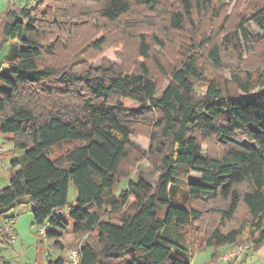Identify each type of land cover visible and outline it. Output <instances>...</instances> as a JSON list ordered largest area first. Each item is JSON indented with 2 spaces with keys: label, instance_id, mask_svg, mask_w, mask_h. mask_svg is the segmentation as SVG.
I'll list each match as a JSON object with an SVG mask.
<instances>
[{
  "label": "trees",
  "instance_id": "16d2710c",
  "mask_svg": "<svg viewBox=\"0 0 264 264\" xmlns=\"http://www.w3.org/2000/svg\"><path fill=\"white\" fill-rule=\"evenodd\" d=\"M79 1L96 2L100 16L111 24H119L131 9L130 0ZM44 3L8 5L0 14V132L12 134L15 147L25 150L11 162L9 184L0 189V219L31 199L32 225L45 227L47 239L62 251L47 264H68L62 241L68 229L81 239L87 236L77 264H192L187 229L206 213L195 204L221 201L223 206L207 210L221 219L204 248H214L213 259L226 245L250 243L253 251L259 250L264 245V69L256 76L233 72L232 83L213 80L198 95L196 84L204 73L191 51L157 96L146 63L131 74L112 65L84 72L60 68L48 62L37 24L36 10ZM140 3L155 9L159 0ZM211 7L213 0H177L168 23L182 31ZM63 18L62 28L77 33L81 24L73 14ZM250 22L261 30L256 42L264 44V2L243 17L223 44L249 46L254 41L246 28ZM105 41L93 46L100 48ZM210 42L206 39L203 46ZM139 45L148 59L151 45L144 36ZM209 56L215 68L223 66L221 44H212ZM124 100L138 108H128ZM150 111L160 114L152 132V141L161 140L154 149L159 180L155 187L142 179L129 180L118 196L115 188L129 156L133 127ZM200 137L215 138L226 145L225 152L219 157L204 154ZM64 142L81 145L52 157L53 148ZM71 186L76 189L75 204L69 203ZM108 206L116 222L102 217ZM241 207L247 210L246 218L224 230ZM65 208L72 221L65 218ZM4 226L0 243L11 246Z\"/></svg>",
  "mask_w": 264,
  "mask_h": 264
},
{
  "label": "rangeland",
  "instance_id": "374dc122",
  "mask_svg": "<svg viewBox=\"0 0 264 264\" xmlns=\"http://www.w3.org/2000/svg\"><path fill=\"white\" fill-rule=\"evenodd\" d=\"M37 1L39 2V0H0V14L6 11L8 5L15 8L28 2L29 6H33L37 4ZM130 1L131 9L121 18L119 24H111L102 18L98 11L99 6L94 1L66 0L60 3L55 0H46L47 3L39 5L36 10L39 18L37 24H41V36L45 37V55L48 62L77 72L112 65L129 74L136 73L140 64L146 63L157 84V96H160L171 82V71L180 66L191 51L198 55L199 66L204 73L203 79L196 84L198 95H203L208 84L213 80L232 83L233 72L243 75L251 72L256 76L257 71L264 69V44L256 42L261 30L253 23L246 25L254 40L249 46L243 43V40L240 47L223 44L226 36L238 28L237 25L243 17L248 16L264 0H213L210 11L203 16L195 15L193 22H189L182 31L172 28L168 23V12L177 8V0H159L155 9L140 3L141 0ZM69 13L78 20L77 24H81L77 33L75 30L62 28L61 20L66 19L63 15ZM2 27L3 18L0 21V44L3 39ZM143 36L151 45L148 59L140 52L139 42ZM103 38L106 41L100 48L93 46ZM209 38L211 42L203 46ZM51 41H54L53 46L50 45ZM215 43L221 44L222 48L223 66L221 68H215L209 56L212 44ZM230 87L233 88V84ZM124 101L128 108H138L128 100ZM141 116L143 119H140L133 127L129 156L121 165L115 188L118 196L127 190L129 180L142 179L155 187L161 174V169L155 165L154 150L161 140L152 141L154 121L160 117V114L150 111ZM12 137V134L0 132V189L9 184L13 172L11 162L25 153V150L15 147ZM200 140L203 152L208 156L219 157L226 150V145L215 138L200 137ZM77 145L81 143L64 142L53 148L52 157L60 156ZM75 202L76 189L71 186L69 203L75 204ZM132 202L133 199L123 208V211L128 210ZM195 205L206 213L202 221L194 223L187 229V241L193 253L192 264H264V245L259 250L253 251L250 243L222 246L217 249L219 258L213 259L214 248L205 249L204 246L212 229L220 225L221 217L207 210L211 207L223 206V203L201 200ZM32 207L33 202L27 198L8 212L5 218L0 219V230L7 219L11 217L16 219V228L19 231L17 240L21 239L23 243L15 248L2 244L0 264H47L48 260H55L62 254L60 248H55L53 243L49 244L40 233H35L39 228L32 225ZM64 215L66 219L72 221L67 208L64 209ZM246 216L247 210L241 207L237 218L226 224L223 229L236 227ZM102 217L117 221L110 206L102 212ZM86 237L82 239L76 237L70 229L64 232L62 241L64 247L66 246L64 254L68 264H75L74 260L68 256V251L78 250ZM1 239L0 234V241Z\"/></svg>",
  "mask_w": 264,
  "mask_h": 264
},
{
  "label": "built area",
  "instance_id": "2783aa9c",
  "mask_svg": "<svg viewBox=\"0 0 264 264\" xmlns=\"http://www.w3.org/2000/svg\"><path fill=\"white\" fill-rule=\"evenodd\" d=\"M15 223H16V219L14 217H11L7 219L5 226H4L5 232L8 235V238L10 239L11 242L16 241L18 238L16 234V230H15ZM39 233L44 237L45 240H47L45 227L39 228ZM68 256L74 260L75 264L79 262V251L78 250L76 249L69 250Z\"/></svg>",
  "mask_w": 264,
  "mask_h": 264
},
{
  "label": "crops",
  "instance_id": "0c3cea01",
  "mask_svg": "<svg viewBox=\"0 0 264 264\" xmlns=\"http://www.w3.org/2000/svg\"><path fill=\"white\" fill-rule=\"evenodd\" d=\"M1 227H2V226H1ZM15 230H16V234H17V236H18V238H19V231H18V229L16 228V223H15ZM46 241L49 242V244L53 243L52 241H50V240H48V239H47ZM2 244H4V243H3V242L0 243V248H1V245H2ZM20 244H23L22 241H21V239L12 242V243H11V246H6L5 244H4V246L15 248V247L19 246ZM65 250H66V246L64 247V252H65ZM249 255H250V254H249ZM249 255H248V256H249ZM248 256H247V257H248ZM47 262H48V261H47Z\"/></svg>",
  "mask_w": 264,
  "mask_h": 264
}]
</instances>
